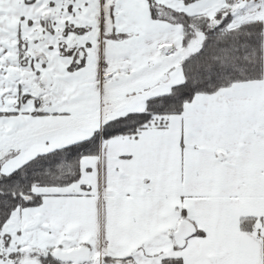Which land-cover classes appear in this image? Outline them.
Wrapping results in <instances>:
<instances>
[{
    "label": "snow or ice",
    "instance_id": "6c2138e0",
    "mask_svg": "<svg viewBox=\"0 0 264 264\" xmlns=\"http://www.w3.org/2000/svg\"><path fill=\"white\" fill-rule=\"evenodd\" d=\"M0 264H264V0H0Z\"/></svg>",
    "mask_w": 264,
    "mask_h": 264
}]
</instances>
